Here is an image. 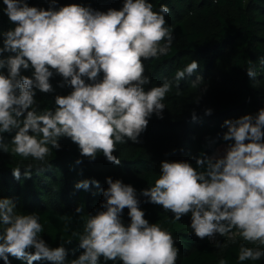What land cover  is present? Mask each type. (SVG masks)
<instances>
[{
	"label": "clouds",
	"instance_id": "9594fccd",
	"mask_svg": "<svg viewBox=\"0 0 264 264\" xmlns=\"http://www.w3.org/2000/svg\"><path fill=\"white\" fill-rule=\"evenodd\" d=\"M3 4L14 27L0 33V150L9 152L11 145V152L25 159L44 161L53 149L61 150L62 138H69L82 157L95 161L102 152L109 163L119 165L116 145L139 143L151 116L155 113L163 119L167 94L175 87L180 95L181 82L200 67L192 60L172 79L145 89L151 83L145 75V61L159 60L172 49L173 30L166 20L170 9L164 4L154 11L149 0H125L121 10L107 12L80 4L58 10L55 4L50 10L30 7L27 0H3ZM259 62L264 66V57ZM30 68L34 69L31 77L22 75ZM54 72L63 77L59 86L72 91L55 97L54 110H41L36 90L53 92L50 79ZM246 73L252 80L257 76L251 63ZM202 82L197 76L191 86L199 88ZM223 126L227 128L223 139L234 141L223 155L202 154L195 168L188 162H162V174L142 195L149 198L148 203L172 213V223L191 213V229L201 240L214 239L217 234L235 240L239 235L248 243L264 246V109L226 120ZM5 134H12L10 143L5 142ZM23 170L30 179L33 165ZM21 171L19 166L12 169L17 180ZM106 183L108 188L102 193L106 203L101 205L105 210L81 215L83 232H71L83 253L70 262L64 244L73 239L61 237V246L49 247L41 236L44 228L39 214H22L12 200L0 198V259L4 264H10L9 256L26 264L40 260L101 264V258L105 264L118 260L123 264H176L180 255L176 240L159 223L145 219L136 190L111 177ZM90 185L100 187L95 180L81 181L75 187L88 190ZM126 208L131 220L128 226L121 219ZM76 212L83 213V207ZM60 219L67 231L72 218ZM215 247L222 244L217 241ZM262 257L260 247H239L240 264ZM219 264L228 261L221 259Z\"/></svg>",
	"mask_w": 264,
	"mask_h": 264
},
{
	"label": "trees",
	"instance_id": "16d2710c",
	"mask_svg": "<svg viewBox=\"0 0 264 264\" xmlns=\"http://www.w3.org/2000/svg\"><path fill=\"white\" fill-rule=\"evenodd\" d=\"M30 7L55 10L70 4H80L94 10L107 12L109 9L121 10L125 0H27ZM153 10L158 11L164 4L170 9L166 17L173 30L172 49L167 56L159 60L145 61V75L151 83L145 89L162 85L173 78L178 69H182L192 60L199 63V69L181 82L182 93L177 95L173 87L163 101L165 109L163 119L154 113L149 119L147 129L140 135L139 143L128 141L117 144L114 153L120 160L119 165L109 163L103 153H98L95 161L82 157L78 145L69 138H62L61 150L53 149L44 161L32 157L23 158L11 152L0 150V198L12 200L22 214H39L44 231L42 238L51 248L61 246V237L71 244H64L68 253L67 261L78 258L83 250L79 248L78 238L71 236L72 231L83 232L84 221L81 215H95L106 203L103 190L108 188L107 178L121 180L132 186L140 201V209L150 224L159 223L171 232L176 240L180 255L176 264H219L221 259L228 264H240L239 247L264 246L251 244L239 235L235 240L217 234L214 239L203 240L196 237L191 229V213L176 223L170 212H164L162 206L148 203L142 195L144 190L154 186L159 178L162 162H188L195 168L196 159L211 157L221 146L234 141H225L226 120L238 119L244 115H256L264 109V66L260 59L264 57V0H149ZM6 5L0 0V33L13 28L4 14ZM3 37L0 35V47ZM5 57L8 53L4 54ZM254 67L257 76L248 77L249 64ZM7 74V69L3 70ZM34 69L22 72L32 76ZM103 74L101 73V79ZM203 78L199 88L192 87L196 77ZM86 79V78H85ZM86 82H90L87 81ZM54 91L42 93L36 90V100L41 110H54L55 97L67 96L72 89L61 88L63 77L55 74L50 79ZM206 89V91H205ZM199 96V102L196 97ZM212 114L207 115L206 110ZM195 114V119L193 118ZM14 134V133H13ZM12 134H5V142L10 143ZM51 147V146H49ZM77 160L82 163L77 164ZM32 164L31 178H25L23 168ZM21 167V178L13 176L12 169ZM43 168L38 172L36 168ZM84 180H95L100 187L90 185L88 190L76 189L75 185ZM83 207V213L76 209ZM126 208L121 216L125 226L131 220ZM71 217L69 229L61 216ZM167 218V219H166ZM2 230V228H0ZM236 232V229H233ZM219 241L222 247L216 248ZM34 251V250H33ZM10 264H26L9 256ZM0 264L4 261L0 259ZM33 264H51L50 261H34ZM101 264H105L101 258ZM107 264H123L122 261H108ZM244 264H264V257L258 261H245Z\"/></svg>",
	"mask_w": 264,
	"mask_h": 264
},
{
	"label": "rangeland",
	"instance_id": "374dc122",
	"mask_svg": "<svg viewBox=\"0 0 264 264\" xmlns=\"http://www.w3.org/2000/svg\"><path fill=\"white\" fill-rule=\"evenodd\" d=\"M226 147H227V146H221V147H219V148L217 149L216 154L219 153V154L223 155V154H224V150L226 149Z\"/></svg>",
	"mask_w": 264,
	"mask_h": 264
}]
</instances>
